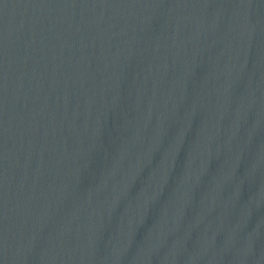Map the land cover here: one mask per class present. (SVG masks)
<instances>
[{
  "label": "water",
  "instance_id": "water-1",
  "mask_svg": "<svg viewBox=\"0 0 264 264\" xmlns=\"http://www.w3.org/2000/svg\"><path fill=\"white\" fill-rule=\"evenodd\" d=\"M0 264H264V0H0Z\"/></svg>",
  "mask_w": 264,
  "mask_h": 264
}]
</instances>
